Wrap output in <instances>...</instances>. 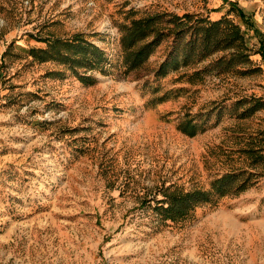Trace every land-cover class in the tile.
Listing matches in <instances>:
<instances>
[{
	"label": "rangeland",
	"instance_id": "rangeland-1",
	"mask_svg": "<svg viewBox=\"0 0 264 264\" xmlns=\"http://www.w3.org/2000/svg\"><path fill=\"white\" fill-rule=\"evenodd\" d=\"M157 12L232 19L250 59L156 74L168 37L125 72L124 28ZM77 33L105 73L49 46ZM232 171L163 213L168 190ZM0 264H264V0H0Z\"/></svg>",
	"mask_w": 264,
	"mask_h": 264
},
{
	"label": "trees",
	"instance_id": "trees-1",
	"mask_svg": "<svg viewBox=\"0 0 264 264\" xmlns=\"http://www.w3.org/2000/svg\"><path fill=\"white\" fill-rule=\"evenodd\" d=\"M168 37L172 38L171 50L156 74L165 75L170 69H177L181 65L204 61L218 51H228L229 55L225 54L212 60L205 69L216 68L223 64L234 66L248 61L251 55L241 26L226 16L218 20H210L193 13L180 16L175 13L157 12L134 19L124 28L121 41L122 66L125 72L141 67L157 46ZM49 46L51 48L56 46V50L59 46L63 48L65 52L61 54L62 61L68 60L69 53L73 52L79 54V57L74 58L79 62L73 65L96 68L102 64L101 70L104 73L107 71L104 68L107 59L105 52L99 46L85 40L81 33L75 34L68 40L50 41ZM37 52L35 48L30 49V53L34 56L40 55L41 52L38 54ZM79 78L84 83L92 81V78L85 74L79 75ZM238 176L239 174L234 171L225 173L212 180L207 190L202 188L188 191L179 188L168 190L162 200L161 209L167 218L177 220L197 204L225 195L229 191L228 185Z\"/></svg>",
	"mask_w": 264,
	"mask_h": 264
}]
</instances>
